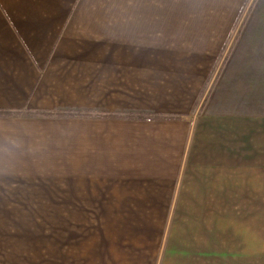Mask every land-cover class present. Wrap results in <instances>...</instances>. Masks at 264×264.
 Wrapping results in <instances>:
<instances>
[{"label": "crops", "instance_id": "0c3cea01", "mask_svg": "<svg viewBox=\"0 0 264 264\" xmlns=\"http://www.w3.org/2000/svg\"><path fill=\"white\" fill-rule=\"evenodd\" d=\"M167 1L0 0V264H154L178 242L177 217L166 228L190 212V176L213 178L194 171L243 165L257 65L227 59L197 112L224 39L204 21L179 59ZM229 50L264 52V0Z\"/></svg>", "mask_w": 264, "mask_h": 264}, {"label": "rangeland", "instance_id": "374dc122", "mask_svg": "<svg viewBox=\"0 0 264 264\" xmlns=\"http://www.w3.org/2000/svg\"><path fill=\"white\" fill-rule=\"evenodd\" d=\"M253 1L168 0L164 3L165 11L179 13L178 35H164L163 37L164 46L176 45L180 55L187 54L180 56L179 59L190 60V39L200 40L204 37L202 35L204 21L207 23L210 40L217 33H222L220 39H224L222 47L220 46L217 66L214 70L212 69L210 79L200 91L197 112H201L206 104L210 103L207 101L208 96L227 59L244 65L253 62L257 67H264V52L248 54L247 52L232 53L229 50ZM226 17H228L227 23L222 28ZM218 22L220 25L216 26ZM218 27L220 32L217 30ZM147 37L155 38L150 35ZM191 42L199 45L196 41ZM216 46H218L217 43ZM195 50L197 51L192 50L195 59L201 61V54L205 55L203 58L207 61L210 55V60L213 62L215 52L212 51L206 55L199 48ZM257 67L243 68L249 73L246 75L255 76L253 84L242 83L243 91L247 90L246 87H253L254 92H264L262 79L264 73L257 72V69L258 71L262 69ZM246 79L244 77V81ZM216 102L218 100H215L214 104ZM253 103L257 104L255 110H251L253 114L244 116V122L254 119L252 121L255 126L247 127L245 124L243 126L244 129L252 131L253 137L250 140L251 146H244L242 149L243 165L237 166L232 157H227V165L219 167L220 169L214 170L215 172L194 171L193 174L198 173L200 176H212L213 178L208 177L204 181L206 187L200 188L198 181L190 176V183L195 184V187H190V212L170 213L166 228L167 232L173 225V218L177 217V226L169 229L168 232L173 233L178 242L171 243L168 239L164 240L159 258L154 264H264V100H254ZM245 107L248 108L250 105ZM255 120L258 122L255 123ZM89 232L90 227L84 228V233ZM15 262L25 263L26 261ZM34 262L44 264L46 261L35 260ZM51 262L71 263L70 261Z\"/></svg>", "mask_w": 264, "mask_h": 264}]
</instances>
